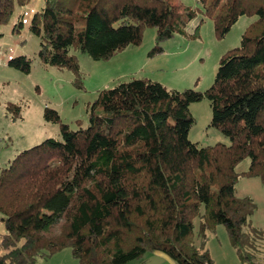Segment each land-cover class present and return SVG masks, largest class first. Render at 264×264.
<instances>
[{
	"label": "trees",
	"instance_id": "1",
	"mask_svg": "<svg viewBox=\"0 0 264 264\" xmlns=\"http://www.w3.org/2000/svg\"><path fill=\"white\" fill-rule=\"evenodd\" d=\"M44 0L30 17L46 65L80 77L73 50L108 59L140 45L146 27L156 29L149 55L188 31L198 11L226 36L242 15L258 14L264 0ZM31 0H0V24L25 23L20 13ZM249 30V29H248ZM245 31L241 44L220 59L206 91L169 89L133 76L99 91L89 106V123L72 129L58 110L45 118L61 126V138H46L18 153L0 172V264H37L70 248L78 264H128L162 251L177 264H216L196 242L224 225L246 264H264L263 227H245L256 209L238 197L237 165L250 158L247 176L264 182V28ZM32 59L21 54L8 64L25 73ZM207 98L210 126L230 139L203 146L189 138L196 119L193 102ZM19 111V106H16ZM263 251V250H262Z\"/></svg>",
	"mask_w": 264,
	"mask_h": 264
},
{
	"label": "rangeland",
	"instance_id": "2",
	"mask_svg": "<svg viewBox=\"0 0 264 264\" xmlns=\"http://www.w3.org/2000/svg\"><path fill=\"white\" fill-rule=\"evenodd\" d=\"M31 3L39 7L43 5L37 0ZM176 3L199 7L198 0H177ZM259 21L258 14L242 15L222 37L216 33L213 20L198 11L188 32L194 34L198 28L199 37L177 34L164 42V52L154 56L149 55L156 41V29L153 27L143 30L140 45H128L108 59L95 60L87 53L73 50L80 64L79 78L68 68L46 65L40 60V39L30 33L29 17L16 30L14 22L0 24V172L22 150L46 138H61L60 124L45 118L48 107L58 110L62 121L72 129H78L79 121L83 127L88 125L89 106L100 90L133 76L157 80L169 89L206 91L214 83L223 54L239 46L248 29L249 35L261 31L264 23ZM21 54L32 59L30 73L8 64L11 58ZM16 106H19V111ZM190 109L196 119L189 132L192 141L203 146L217 142L230 144L227 136L210 126L212 107L207 98L193 102ZM249 166L250 158L246 157L236 167L240 173L236 195L250 196L256 203L246 231L251 227L264 228V182L259 177L244 174ZM198 229L197 218L196 242L201 244L205 240L216 264H246L224 225H218L205 239L199 236ZM6 231L4 222L0 220V253L4 252L1 241ZM261 244V254H264V240ZM62 251V255L69 256L58 255V252L56 260H44L42 264H78L70 248Z\"/></svg>",
	"mask_w": 264,
	"mask_h": 264
},
{
	"label": "crops",
	"instance_id": "3",
	"mask_svg": "<svg viewBox=\"0 0 264 264\" xmlns=\"http://www.w3.org/2000/svg\"><path fill=\"white\" fill-rule=\"evenodd\" d=\"M32 1V0H31ZM39 3H43L44 0H37ZM40 5V4H39ZM39 7L37 4L29 3L27 6L22 7L20 9V13H23L25 16V20L27 17H31L32 13ZM63 252V251H61ZM58 253V255L61 256H69V255H62V253ZM53 255L49 259H46V262H50V260H56L57 257ZM69 259V258H68ZM44 260H41L37 264H42ZM128 264H177L170 256L163 253L162 251H153V252H147L141 259L132 261Z\"/></svg>",
	"mask_w": 264,
	"mask_h": 264
}]
</instances>
